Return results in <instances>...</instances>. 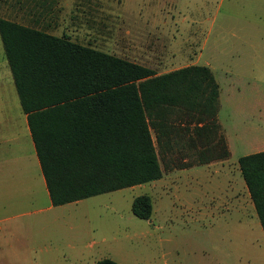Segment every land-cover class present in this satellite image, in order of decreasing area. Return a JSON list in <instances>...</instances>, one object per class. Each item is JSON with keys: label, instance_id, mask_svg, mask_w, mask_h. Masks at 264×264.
<instances>
[{"label": "rangeland", "instance_id": "1", "mask_svg": "<svg viewBox=\"0 0 264 264\" xmlns=\"http://www.w3.org/2000/svg\"><path fill=\"white\" fill-rule=\"evenodd\" d=\"M39 2L0 0V14L9 11L6 4L25 12ZM44 2L55 22L82 10L79 43L156 70L190 61L208 66L217 83L216 117L229 155L210 165H188L193 167L178 181L171 179L174 172H165L161 180L19 214L26 246L35 250L17 264H92L101 257L121 264H264V235L237 165L238 156L264 148V0ZM18 112L0 41V117L5 119H0V147H19L17 124L7 119ZM220 125L214 134L223 135ZM158 155L161 164L173 158ZM185 157L194 161L198 155ZM141 193L151 199L149 218L130 209L131 199Z\"/></svg>", "mask_w": 264, "mask_h": 264}, {"label": "trees", "instance_id": "2", "mask_svg": "<svg viewBox=\"0 0 264 264\" xmlns=\"http://www.w3.org/2000/svg\"><path fill=\"white\" fill-rule=\"evenodd\" d=\"M0 41L53 205L159 178L150 129L157 146L161 137L203 146L182 166L229 155L223 135L213 133L218 89L206 65L156 74L3 17ZM237 165L264 235V148L238 156ZM130 209L149 218L150 196L135 195ZM93 264L121 263L101 257Z\"/></svg>", "mask_w": 264, "mask_h": 264}, {"label": "crops", "instance_id": "3", "mask_svg": "<svg viewBox=\"0 0 264 264\" xmlns=\"http://www.w3.org/2000/svg\"><path fill=\"white\" fill-rule=\"evenodd\" d=\"M44 3V0H40L38 4L33 3L30 6H27L25 12H22L19 7H12L13 5L10 6L6 4L5 7L9 8V11L1 13L0 17L36 29H41L53 35L66 36L69 40L78 42L77 35L83 30L82 10L78 8L73 12L68 11L67 14L64 15L63 20L60 19L59 22H55L56 16L51 9L52 7L48 2L46 4ZM114 55L119 56L118 54ZM132 61H135V59ZM187 64L194 63L190 61L164 70H156L152 66L149 67L153 68L157 74ZM8 117L10 118L7 119L12 118L14 119V124H17L15 130L18 132L17 134L20 138L16 140L17 144H19L17 149L0 147V264H17L21 255L28 250H35L32 245L29 246V248L26 246L27 239L22 232V226L18 221L17 216L19 214L35 213L36 211H41L42 209L50 208L55 205L51 203L46 189L45 180L30 137L25 114L23 112H18V115L16 114V116ZM0 119L3 121L5 120L3 116L0 117ZM216 121L220 125L217 117ZM220 127L222 128L221 125ZM217 133L215 132V135H217ZM188 134L189 133H187L186 136ZM190 135L195 137L192 133H190ZM223 136L225 144L229 150L227 137L224 131ZM151 138L158 154L160 153L162 156H173L171 161L162 164L160 163L162 175L157 178L159 180L167 176L165 172H174L171 179L178 181L181 172L193 167L181 165V163L187 161L185 155L196 154L203 149V146L200 143H195V145L192 146H188L185 143L164 144V137H161V146H157L155 135L152 136L151 134ZM170 140L173 142V138H170ZM216 160H225V158L211 159L200 165H210ZM245 192L246 196L249 197L246 188ZM34 219L33 215L30 221L31 226L34 224ZM23 225L25 229L27 223L24 222ZM37 231L40 232L42 230L38 228ZM61 257L65 259L68 258V256L64 254ZM80 258L81 255L77 260ZM32 260L34 261V259Z\"/></svg>", "mask_w": 264, "mask_h": 264}]
</instances>
